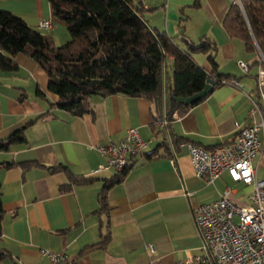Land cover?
<instances>
[{
    "label": "crops",
    "instance_id": "obj_1",
    "mask_svg": "<svg viewBox=\"0 0 264 264\" xmlns=\"http://www.w3.org/2000/svg\"><path fill=\"white\" fill-rule=\"evenodd\" d=\"M234 1L143 0L150 25L179 44L185 38L214 40L218 72L238 82L215 86L200 103L173 114L172 134L208 149L234 140L251 122L253 103L261 104L259 65L248 73L241 67V62L253 64L258 56L248 53L244 43L223 26ZM0 9L51 34L58 44L70 40L65 23L54 18L49 0H0ZM45 18L52 19L51 29L40 27ZM194 58L212 69L207 55L198 53ZM14 61L17 71L0 70V139L36 120L25 129L27 143L0 151V162L64 163L74 173L96 181L63 193L60 188L68 182L65 173H51L41 166L0 168L5 210L0 251L7 254L0 264H51L44 251L67 253L80 264H180L187 252H205L194 219L200 204L220 198L226 186H233L234 201L249 203L251 187L234 183L228 172L214 183L196 176L186 143L174 159L162 156L146 161L141 154L136 156L126 179L108 194V214L98 213L103 182L115 171L99 168L107 158L98 146L119 142L129 128H137L148 142L145 151L156 149L163 141L160 130L165 128L155 121V104L123 94L92 95L94 112L76 117L56 105L59 96L49 91L48 76L34 60L18 53ZM22 90L27 93L23 100ZM38 90L47 99L38 96ZM254 166L257 177L264 179V147ZM106 238L109 242L104 244ZM148 244L154 245V252Z\"/></svg>",
    "mask_w": 264,
    "mask_h": 264
},
{
    "label": "trees",
    "instance_id": "obj_2",
    "mask_svg": "<svg viewBox=\"0 0 264 264\" xmlns=\"http://www.w3.org/2000/svg\"><path fill=\"white\" fill-rule=\"evenodd\" d=\"M49 1L54 18L65 23L70 40L58 44L51 34L33 28L11 11L0 9V70L17 71L16 55L23 53L28 56L46 72L49 91L59 96L56 105L76 117L94 112L90 101L92 95L108 97L123 94L152 101L157 111L155 121L163 118L165 110L170 124L160 130L163 141L159 146L141 153L146 161L162 156L174 159L172 146L177 152L182 144L194 143L189 137L172 134L173 114L175 111L183 114L200 103L203 99L184 104L178 98L202 91L209 79H215L216 86L222 85V79L230 80L229 76L218 72V45L214 40L202 38L195 42L185 38L182 39L183 45L179 44L166 32L150 25L143 0ZM241 2L243 7L236 1L229 6L223 26L232 38L244 43L248 53L258 56L252 65H260V53L264 56V0ZM198 53L207 55L212 64L211 70L196 62L194 55ZM169 58L173 60L171 76L168 72ZM21 95V100L27 97L24 90ZM38 96L47 99L42 90H38ZM27 125L0 139V151L26 144ZM15 165H21L25 170L41 166L51 173H65L68 182L60 188L63 193L72 191L75 185H90L96 181L93 177L74 173L64 163L46 166L38 160L0 162V168ZM130 167L115 170L111 177L104 180L98 195V213L108 214V194L126 179ZM4 216L0 181V240ZM108 240L106 238L104 244ZM6 257L7 254L0 251V262Z\"/></svg>",
    "mask_w": 264,
    "mask_h": 264
},
{
    "label": "built area",
    "instance_id": "obj_3",
    "mask_svg": "<svg viewBox=\"0 0 264 264\" xmlns=\"http://www.w3.org/2000/svg\"><path fill=\"white\" fill-rule=\"evenodd\" d=\"M241 7V0H235ZM40 27L51 29L52 19H43ZM261 64L258 70L259 98L250 109L251 122L244 127L230 143L214 149H207L194 143H187L188 152L196 176L214 183L224 172H228L234 183L251 187L249 203L239 204L231 198L233 186H226L221 197L200 204L194 210V219L203 240L204 253L187 252L180 264H264V179L257 177L255 158L264 147V56L260 53ZM251 62H241L242 70L248 73ZM222 84L237 85L235 80H221ZM167 128L170 121L166 111L157 122ZM172 143L171 136L168 134ZM148 142L137 128H129L119 142L98 146L100 153L107 158L99 168L122 170L131 166L133 159L144 152ZM174 156L177 152L172 146ZM189 195V193H187ZM150 252L155 251L148 244ZM51 264H80L67 253L44 251Z\"/></svg>",
    "mask_w": 264,
    "mask_h": 264
},
{
    "label": "water",
    "instance_id": "obj_4",
    "mask_svg": "<svg viewBox=\"0 0 264 264\" xmlns=\"http://www.w3.org/2000/svg\"><path fill=\"white\" fill-rule=\"evenodd\" d=\"M215 86H216V80L211 78L209 79L208 83L206 84L205 88L202 91L186 98H178V100L185 104L196 103L201 99H203L204 97H206L213 90Z\"/></svg>",
    "mask_w": 264,
    "mask_h": 264
},
{
    "label": "rangeland",
    "instance_id": "obj_5",
    "mask_svg": "<svg viewBox=\"0 0 264 264\" xmlns=\"http://www.w3.org/2000/svg\"><path fill=\"white\" fill-rule=\"evenodd\" d=\"M71 38V37H70ZM173 61H170V59L167 60L168 63V72L173 74Z\"/></svg>",
    "mask_w": 264,
    "mask_h": 264
}]
</instances>
